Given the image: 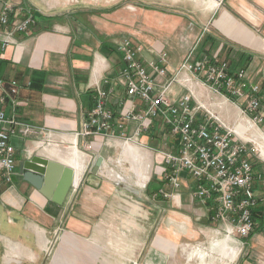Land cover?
I'll return each instance as SVG.
<instances>
[{
	"label": "crops",
	"instance_id": "crops-1",
	"mask_svg": "<svg viewBox=\"0 0 264 264\" xmlns=\"http://www.w3.org/2000/svg\"><path fill=\"white\" fill-rule=\"evenodd\" d=\"M25 1L12 0L11 27L23 19L27 11L36 16L38 23L24 34L11 32L12 44L4 51L0 49V79L18 85L14 110L9 104L3 110L8 116L37 126L41 131L36 136L12 139L16 174L11 184L0 181V222L6 223L0 224V264H38L42 256H46L48 237L55 241L63 228L68 231L67 241L73 244L71 247L77 254L87 251L89 244L94 247L100 244L101 254L111 257L117 253L133 264H174L177 252L187 250L196 257L216 255L220 261L233 260V264H264V133L258 127L254 129L249 117L242 116L241 109L239 113L238 108L229 103L231 100L210 91L200 79L182 73L171 85L170 97L178 99L188 94L191 105L200 108L199 115L209 116L223 128L230 127L232 117L238 119L234 129L236 138L241 143L253 144L258 150L253 161L254 191L260 198L253 216L256 229L244 240L226 236L224 225L209 221L205 209L193 199L194 182L186 173L178 175V188L168 185L167 174L160 165V152L167 147L160 142L159 121H153L140 145L109 139L102 134L85 139L75 136L93 109L97 89L112 88L107 108L116 117L121 111L120 103L127 97L117 78L123 63L114 49L115 42L127 38L141 48L139 58L144 64L166 53L169 78L189 53L195 59L205 56L197 50L201 39L207 35L212 44L218 42V47L212 52L215 47L207 44L203 51L206 57L221 58L222 52L232 47L230 56L250 57L247 67L248 74L252 75L256 56H250L242 48L264 49L253 30L236 21L225 9L219 13L215 0L207 7L210 5L209 8L215 10L212 17L219 16L210 29L222 36L220 43L204 24H193L182 14L166 9L123 5L95 12V9L76 7L66 13L62 10L60 14L46 15L37 9L31 10ZM229 1V8L236 13L239 11L249 24L256 25L263 20L253 2L264 8V0ZM199 3L206 6L202 0ZM5 35L0 29V47ZM260 71L257 69L256 73ZM135 105L138 111L139 102ZM134 128V123H128L125 132L131 133ZM118 134L115 130V136ZM85 144H91L92 150L85 151ZM37 154L74 171V163H81L79 175L75 172L76 183L61 206L45 199L19 176L18 164ZM98 157H102L103 162L93 175L91 171ZM130 173L137 175V184L129 179ZM116 174L122 182L115 179ZM121 183L137 189L139 196L125 192ZM158 189L171 194V198L158 196L153 200ZM158 216L161 217L159 227L148 231L151 221ZM187 239L202 241L195 244L185 242ZM109 245L116 247L113 253L107 250ZM57 247L61 249L59 243L54 249L55 254L60 255ZM108 259L104 261L111 264Z\"/></svg>",
	"mask_w": 264,
	"mask_h": 264
},
{
	"label": "built area",
	"instance_id": "built-area-1",
	"mask_svg": "<svg viewBox=\"0 0 264 264\" xmlns=\"http://www.w3.org/2000/svg\"><path fill=\"white\" fill-rule=\"evenodd\" d=\"M12 0H0V29L6 37L0 49L4 51L11 43V32L24 34L35 25L32 15L24 16L12 25ZM114 49L121 56L122 68L117 76L127 95L120 103L118 116L107 108L112 88L95 91L93 109L82 121L77 138L102 134L107 138H118L123 143L142 144L143 135L153 121L161 124L160 142L167 150L160 152L165 180L172 188H178L180 173H186L194 182L193 199L205 209L209 221L224 225L226 236L244 240L256 229L253 213L260 198L254 191L253 165L249 161V149L239 142L234 131L216 124L205 114H198L199 107L191 105L188 94L178 99L170 97V87L182 73L197 77L213 93L221 97L241 101V113L252 123H263L261 89L249 80L248 68H241L235 74H228L226 61L201 56L194 58L189 53L172 77H167V54L144 64L139 58L141 48L127 39L114 43ZM105 84H108L105 81ZM18 85L14 81L0 79V181L11 184L15 177L14 138L36 136L41 129L8 116L4 107L9 104L12 111L16 105ZM135 102H139L137 111ZM134 123L131 133L125 132V125ZM115 130L119 131L115 136ZM91 151L92 145H83ZM252 152V150H251ZM171 198L161 189L153 194Z\"/></svg>",
	"mask_w": 264,
	"mask_h": 264
},
{
	"label": "rangeland",
	"instance_id": "rangeland-1",
	"mask_svg": "<svg viewBox=\"0 0 264 264\" xmlns=\"http://www.w3.org/2000/svg\"><path fill=\"white\" fill-rule=\"evenodd\" d=\"M19 0H15V3H17ZM199 0H26L25 1V5L30 8L32 10L33 9H37L39 11H41L42 13L47 14H56L62 12V10H64L66 13V10H71V9H76V7L82 8L83 10H87L88 9H95V12H100L102 10H109V9H114L115 7H120V6H126V7H135V6H142V7H156V8H160V9H166L169 10L171 12L174 13H180L182 14L184 17H186L188 20H190L193 24L194 22L197 23L199 26L203 25L206 26L205 28L207 30L210 29V27H213L214 22L217 20V18L219 17L214 16L212 17L211 14L215 11L213 8H209V6L207 7V4H211L212 1L211 0H202L203 2H205V5L202 4H197ZM214 1V0H213ZM28 2V3H27ZM215 2H218V12L220 13L221 10L225 9L228 14L230 16H232L236 21H239L240 23H242L243 25L247 26L248 28H250L251 30H253V33L256 36V39L258 41H260V43L258 42V44H261L264 48V8L259 5L258 3L253 2V7L256 10V12L258 13V15H260V20H262L261 22H258L256 25L255 23L251 22V24H249L247 22V20H245L244 16L239 13L234 12L233 10H231L229 8V0H215ZM252 4V2H251ZM212 7V6H210ZM258 9V11H257ZM56 23H54L55 25ZM47 25V24H46ZM209 31H212V33H214V31L212 29H210ZM215 37L217 38V40L219 41V43L223 40L222 36L220 34H216L214 33ZM207 36V35H206ZM221 36V37H220ZM226 42V41H224ZM230 44V43H229ZM215 48L213 49L212 52L217 51L215 49H217L218 47V42L215 41L214 44H212ZM235 46V45H234ZM231 50L233 51V48L230 47ZM238 48V47H237ZM240 48V47H239ZM245 51L250 53V56L255 57L254 60V67L256 66L255 71L253 72L252 75H249V80L252 83H256L259 87L261 86L262 88H264V49L263 50H257V49H249L248 48H242ZM230 49H226L224 52H222V56L214 58L219 62L224 61L225 57H228L229 59H232L233 61L235 60V62H237V58L239 56H230L231 52L228 53ZM239 50V49H238ZM234 55V54H233ZM211 58V57H210ZM228 60V59H227ZM243 63H240V65L238 66V68L240 66H242ZM257 69H260L261 73L259 72L258 74L256 73ZM260 84V85H259ZM212 91V90H210ZM213 92V91H212ZM262 97V101H260L261 103V108L258 111V113L262 114L263 118H264V90L263 93L261 94ZM229 103L234 106L237 107L240 113L239 109H243V103L241 101H229ZM242 114V113H241ZM221 115V114H220ZM243 116V114H242ZM241 116V117H242ZM246 118H248L247 116H244ZM234 117H232L231 119H229L230 121V127L233 131L236 128V126L239 123L238 119H233ZM250 119V118H248ZM250 125L256 129L257 127L259 128V131L264 133V122L254 125V123H252L250 121ZM247 138H249V135H246ZM245 147L249 149V161L251 162L252 165H254V160L257 157L258 154V150L256 149L257 147H255L253 144L249 145V144H245ZM252 150V152H251ZM161 168H163L164 165L160 164ZM115 176H119V175H115ZM114 176V177H115ZM129 179L133 182V183H138V177L137 175L130 173L128 174ZM150 177V176H149ZM103 181V179H102ZM108 181V180H106ZM110 181V180H109ZM111 181H113L114 183H116L117 181H114L113 178H111ZM110 181V182H111ZM150 181V179H148L147 183ZM257 195V194H256ZM258 197V196H257ZM259 198V197H258ZM160 219L161 217L158 216L157 219H155L154 221H151V227L150 229H148V231L152 232L155 231L157 229V227H159L160 225ZM2 223V225H5V221L4 222H0V224ZM212 229H216V228H212ZM145 229H142V231ZM147 232V231H146ZM58 239H56L55 241L53 240V238L51 236L48 237V240L50 241V244L48 245V247L46 248V251L44 252V254L46 255L45 257H43L42 261L38 262V264H109L108 262H105L104 259H111V264H133L131 260L128 259L126 260V257H122V255H117V253L111 254V257H109L108 254H101L102 253V246L99 245H95V247L92 244H89L88 246H86V250L84 251V253L82 254H77L76 249L72 248L70 245V242H68L67 240L69 239V234L68 231L63 228V231L60 234H57L56 236ZM130 240V239H129ZM133 241V240H132ZM202 239H196V240H186L185 242H190V243H195V244H199L201 243ZM55 242L59 246H61V249L59 247H57V252H60V255H56L55 254ZM62 242V244H61ZM99 242H102V240L99 238ZM103 243V242H102ZM107 243V242H106ZM133 245V244H132ZM133 249V248H132ZM111 253H113L116 250V247L109 245L108 249ZM179 250V249H178ZM2 253V248L0 247V254ZM180 253V254H179ZM190 254H192V256H190ZM180 255V256H179ZM184 255V256H183ZM57 256V257H55ZM190 256V257H189ZM177 257L178 259L175 260L174 264H233V260L232 262H229L226 259H223V261H220L219 259H217L216 255H212V257H196L193 256V252L189 250H187L186 252H177ZM194 257V258H193ZM205 258V259H204ZM133 259V258H132ZM217 259V260H216ZM109 260V259H108ZM120 261H122L120 263ZM138 264V263H135Z\"/></svg>",
	"mask_w": 264,
	"mask_h": 264
},
{
	"label": "water",
	"instance_id": "water-1",
	"mask_svg": "<svg viewBox=\"0 0 264 264\" xmlns=\"http://www.w3.org/2000/svg\"><path fill=\"white\" fill-rule=\"evenodd\" d=\"M103 162L98 157L91 173L96 175ZM18 173L22 181L29 184L45 199L56 205H63L71 187L74 186L75 172L69 166H64L54 160L35 155L18 164ZM121 188L131 195L139 196V191L129 184L121 183Z\"/></svg>",
	"mask_w": 264,
	"mask_h": 264
},
{
	"label": "trees",
	"instance_id": "trees-1",
	"mask_svg": "<svg viewBox=\"0 0 264 264\" xmlns=\"http://www.w3.org/2000/svg\"><path fill=\"white\" fill-rule=\"evenodd\" d=\"M25 11H26V9H25ZM26 13H27V14H26ZM26 13H25L26 16H29V15L32 14V18H34V22H35V24L38 23L37 20H36V16H34V14L31 13V11H27ZM25 15H24V16H25ZM23 18H24V17H23ZM47 21H48V20H47ZM88 30L90 31L91 34H95V32H94L93 29L88 28ZM211 42H212V41H210L209 38H208L207 36H204V37L201 39V41H200V45H199V48H198L197 51H198L199 53H203V54L206 56V53L203 52V51L205 50V47H206L207 44H208V45H211V44H212ZM209 43H211V44H209ZM230 52H232L231 49L228 51V53H230ZM227 59H228V60H227ZM237 60H238V61L235 62V60L233 61L232 59H229L228 57H225L224 61H226L227 64H228V74H229V75H236L235 73H236V70H237V69L247 68V66L250 64V61H251L250 57H246V59H243V58H242V55H240V56L237 58ZM240 63H243V65L240 66V67L238 68V66L240 65ZM259 88L261 89V92L263 93L264 88H262L261 86H260ZM258 207H259V205H258ZM257 209H258V208H257ZM257 209H256V210H257ZM256 210H255V211H256ZM255 211H254V213H255ZM254 213H253V216H254ZM253 220H254V218H253ZM255 222H256V221H255Z\"/></svg>",
	"mask_w": 264,
	"mask_h": 264
},
{
	"label": "bare ground",
	"instance_id": "bare-ground-1",
	"mask_svg": "<svg viewBox=\"0 0 264 264\" xmlns=\"http://www.w3.org/2000/svg\"><path fill=\"white\" fill-rule=\"evenodd\" d=\"M72 161H73V160H72ZM72 161H71V162H72ZM80 164H81V163H74V166L72 165V166L75 168V170H76V171H74V172H76L77 176L79 175V173H80V171H81ZM72 169H73V168H72ZM73 170H74V169H73ZM115 179L118 180V181H120V182H122L120 176H115ZM74 180H75V178H74ZM77 182H78L77 184L80 183V182H79V179L77 180ZM75 183H76V182L74 181V184H75Z\"/></svg>",
	"mask_w": 264,
	"mask_h": 264
}]
</instances>
